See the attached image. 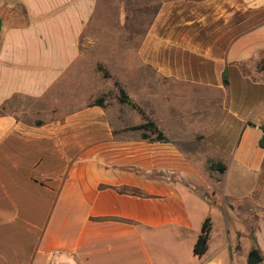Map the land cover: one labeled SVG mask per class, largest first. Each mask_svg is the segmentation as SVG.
Returning a JSON list of instances; mask_svg holds the SVG:
<instances>
[{
  "label": "crops",
  "instance_id": "obj_1",
  "mask_svg": "<svg viewBox=\"0 0 264 264\" xmlns=\"http://www.w3.org/2000/svg\"><path fill=\"white\" fill-rule=\"evenodd\" d=\"M262 126L264 0H0V264H264Z\"/></svg>",
  "mask_w": 264,
  "mask_h": 264
},
{
  "label": "trees",
  "instance_id": "obj_2",
  "mask_svg": "<svg viewBox=\"0 0 264 264\" xmlns=\"http://www.w3.org/2000/svg\"><path fill=\"white\" fill-rule=\"evenodd\" d=\"M222 77H223V84L227 85L228 81H227L226 72L223 73ZM124 100L125 99H123L122 101L124 102ZM97 102H101V100H97ZM150 127H152V124H150ZM261 130L264 133V126L261 127ZM260 146L264 148V135L260 140ZM209 232H210V222L208 219H206L202 224L201 233L193 246V253L198 257L202 256L207 249Z\"/></svg>",
  "mask_w": 264,
  "mask_h": 264
},
{
  "label": "water",
  "instance_id": "obj_3",
  "mask_svg": "<svg viewBox=\"0 0 264 264\" xmlns=\"http://www.w3.org/2000/svg\"><path fill=\"white\" fill-rule=\"evenodd\" d=\"M260 263H261V259L259 258L257 253L254 251L250 252V254L247 257L246 264H260Z\"/></svg>",
  "mask_w": 264,
  "mask_h": 264
},
{
  "label": "rangeland",
  "instance_id": "obj_4",
  "mask_svg": "<svg viewBox=\"0 0 264 264\" xmlns=\"http://www.w3.org/2000/svg\"><path fill=\"white\" fill-rule=\"evenodd\" d=\"M140 30V29H139ZM127 61H129V60H127ZM129 64V63H128ZM129 76V75H128ZM150 75H145V74H143V72L139 69V71H138V75H137V78L139 79V82L141 81V82H145L146 80H149L150 79ZM122 97H123V95H122ZM117 98V97H116ZM106 99H108L107 97L104 99L103 98V100H106ZM102 100V101H103ZM113 100V101H112ZM111 102H114V99L113 98H111Z\"/></svg>",
  "mask_w": 264,
  "mask_h": 264
}]
</instances>
